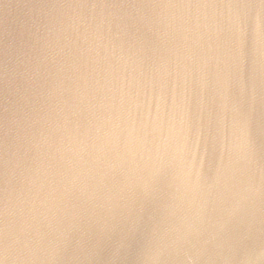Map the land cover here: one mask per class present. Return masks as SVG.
<instances>
[{"label": "water", "instance_id": "water-1", "mask_svg": "<svg viewBox=\"0 0 264 264\" xmlns=\"http://www.w3.org/2000/svg\"><path fill=\"white\" fill-rule=\"evenodd\" d=\"M4 264H264L260 0H0Z\"/></svg>", "mask_w": 264, "mask_h": 264}, {"label": "snow or ice", "instance_id": "snow-or-ice-1", "mask_svg": "<svg viewBox=\"0 0 264 264\" xmlns=\"http://www.w3.org/2000/svg\"><path fill=\"white\" fill-rule=\"evenodd\" d=\"M227 2H234V0H227ZM236 3H239V0H235ZM260 4L264 5V0H260ZM3 248V242L2 239H0V250ZM0 264H4L3 259H0Z\"/></svg>", "mask_w": 264, "mask_h": 264}]
</instances>
